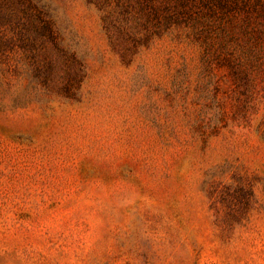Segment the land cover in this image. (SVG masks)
Segmentation results:
<instances>
[{
    "label": "rangeland",
    "instance_id": "374dc122",
    "mask_svg": "<svg viewBox=\"0 0 264 264\" xmlns=\"http://www.w3.org/2000/svg\"><path fill=\"white\" fill-rule=\"evenodd\" d=\"M0 264H264V0H0Z\"/></svg>",
    "mask_w": 264,
    "mask_h": 264
}]
</instances>
